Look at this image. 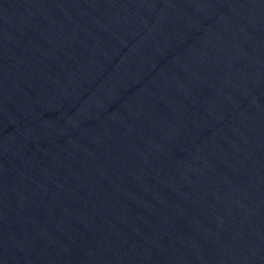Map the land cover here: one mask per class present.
Returning a JSON list of instances; mask_svg holds the SVG:
<instances>
[{
    "label": "water",
    "instance_id": "95a60500",
    "mask_svg": "<svg viewBox=\"0 0 264 264\" xmlns=\"http://www.w3.org/2000/svg\"><path fill=\"white\" fill-rule=\"evenodd\" d=\"M0 264H264V0H0Z\"/></svg>",
    "mask_w": 264,
    "mask_h": 264
}]
</instances>
